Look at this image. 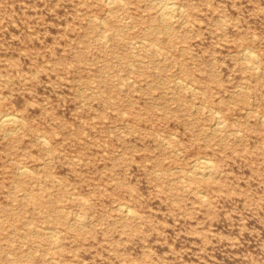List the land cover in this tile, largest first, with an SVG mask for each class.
Returning <instances> with one entry per match:
<instances>
[{
    "label": "rangeland",
    "instance_id": "obj_1",
    "mask_svg": "<svg viewBox=\"0 0 264 264\" xmlns=\"http://www.w3.org/2000/svg\"><path fill=\"white\" fill-rule=\"evenodd\" d=\"M168 1L0 0V264H264V0Z\"/></svg>",
    "mask_w": 264,
    "mask_h": 264
},
{
    "label": "bare ground",
    "instance_id": "obj_2",
    "mask_svg": "<svg viewBox=\"0 0 264 264\" xmlns=\"http://www.w3.org/2000/svg\"><path fill=\"white\" fill-rule=\"evenodd\" d=\"M113 1L114 0H109V2H112V4H113ZM121 1V0H120ZM116 2H117V0H116ZM162 2V1H161ZM165 2V1H164ZM170 1H168L167 0V2H166V4H165V6H163L164 8H163V15L166 17V19H167V17L168 16H170V15H173V16H175L176 17V15H174V12L176 11V8L174 7V6H169L168 4H170L169 3ZM107 3V2H106ZM176 3V2H175ZM107 4H109V3H107ZM162 4V3H161ZM164 4V3H163ZM172 4V3H171ZM161 8V7H160ZM181 9V8H180ZM180 9L178 10V11H180ZM182 10V9H181ZM183 11V10H182ZM116 12V11H115ZM181 12V11H180ZM161 13V12H160ZM163 19V18H162ZM163 20H165V18L163 19ZM162 21V20H161ZM169 26V25H168ZM170 27V26H169ZM168 27V28H169ZM167 28V29H168ZM106 29V28H105ZM106 35V34H105ZM107 43V42H106ZM154 43V42H153ZM155 44V43H154ZM156 48V47H155ZM246 51V50H245ZM244 51V52H245ZM157 52V51H156ZM246 54V53H245ZM134 55V54H133ZM247 55V54H246ZM249 55V54H248ZM246 57V56H245ZM250 58H252V56H250ZM257 58V57H256ZM246 59V58H245ZM255 59V58H254ZM249 60V59H248ZM256 61V60H255ZM252 62V61H251ZM256 63V62H255ZM252 66V65H251ZM255 67H256V65H255ZM258 72V71H257ZM200 90V89H199ZM204 96V95H203ZM215 109V108H214ZM12 114L10 113V115L9 114H5V115H3V116H1V119H0V121H1V123H4V124H6V123H12V122H14L15 121V118L13 117V116H11ZM216 115H218V114H216ZM218 118H219V116H218ZM20 119V118H19ZM223 119V118H222ZM218 121V120H217ZM223 122V121H222ZM225 122V121H224ZM0 123V124H1ZM17 123V122H16ZM223 125V124H222ZM217 126V125H216ZM19 127V126H18ZM8 134V133H7ZM6 135V134H5ZM43 136V135H42ZM41 136V138H43ZM40 138V137H39ZM40 138V139H41ZM45 138V137H44ZM49 142V141H48ZM43 144V143H42ZM47 145V144H46ZM205 159V158H204ZM201 162H203V159H202V161ZM210 162V161H209ZM204 163V166H205V168H210V164L208 163V162H203ZM23 169H25V168H23ZM213 169V168H212ZM26 170V169H25ZM211 170V169H210ZM209 170V171H210ZM20 172H21V170H20ZM211 172V171H210ZM209 172V173H210ZM198 174H200V173H198ZM211 174V173H210ZM208 176H210V175H208ZM87 203V202H86ZM122 207V206H121ZM120 207V208H121ZM124 207V206H123ZM126 207V206H125ZM128 207V206H127ZM123 209V208H122ZM125 209V208H124ZM124 209H123V211H124ZM127 210V209H126ZM128 216V215H127Z\"/></svg>",
    "mask_w": 264,
    "mask_h": 264
}]
</instances>
